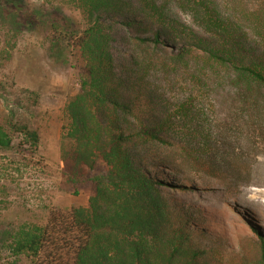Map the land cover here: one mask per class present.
Listing matches in <instances>:
<instances>
[{"label": "trees", "instance_id": "1", "mask_svg": "<svg viewBox=\"0 0 264 264\" xmlns=\"http://www.w3.org/2000/svg\"><path fill=\"white\" fill-rule=\"evenodd\" d=\"M69 1L83 14L86 28L76 30L60 17L48 42L51 52L69 54L79 64L74 67L80 90L64 109L62 177L74 187L90 184L89 206L55 207L45 226H19L7 240L13 262L264 264V233L257 226L227 260L216 248L199 245L198 235L210 233L176 212L165 194L171 184L149 172L157 166L189 178L233 170L216 162L211 149L194 143L201 118L197 99L171 97L155 78L180 75L198 87L218 78L246 100L262 98L264 47L251 42L217 0ZM254 2L264 11V0ZM2 7L5 13L6 7L22 8L10 1ZM179 13L189 15L193 25ZM116 46L135 51L120 59L122 66ZM8 105L14 124L12 131L0 124V151L13 150L12 132L19 131L25 152L33 155L39 135L18 122L20 113L32 118V112L23 100L11 98ZM154 144L173 148L181 166L176 158L158 155ZM150 156L161 160L160 166Z\"/></svg>", "mask_w": 264, "mask_h": 264}, {"label": "rangeland", "instance_id": "2", "mask_svg": "<svg viewBox=\"0 0 264 264\" xmlns=\"http://www.w3.org/2000/svg\"><path fill=\"white\" fill-rule=\"evenodd\" d=\"M9 1L19 2L22 8L11 11L6 7L5 13L2 6ZM217 1L251 42L264 47L261 3ZM76 8L69 0H5V4L0 0V124L8 129L13 126L8 104L11 98L23 100L33 117L20 113L19 126H28L39 135L33 155L25 152L19 131L12 132L13 150L0 151V264H32L26 258L13 262L7 251V240L19 226H45L55 207L89 206L90 184L74 187L62 177L64 109L80 90L75 68L79 64L69 54L60 57L51 52L48 42L51 25L60 17L76 30L86 28ZM179 16L193 25L189 15ZM133 53L130 47L116 46L117 63L122 66L120 59ZM155 80L171 97L197 99L201 118L194 127V143L211 149L216 162L233 167L214 177L193 173L189 178L149 167L150 174L171 184L165 194L175 211L210 233L198 235L197 243L216 248L227 260L239 250L241 240L252 237L251 226L264 233V210L258 208L259 203L264 205V97L246 100L229 81L218 78L208 80L204 87L180 75L170 80L159 74ZM151 148L181 164L173 148L155 144ZM148 158L160 166L161 160Z\"/></svg>", "mask_w": 264, "mask_h": 264}, {"label": "bare ground", "instance_id": "3", "mask_svg": "<svg viewBox=\"0 0 264 264\" xmlns=\"http://www.w3.org/2000/svg\"><path fill=\"white\" fill-rule=\"evenodd\" d=\"M242 193H243V192H242ZM254 203H255V202H254ZM254 203H253V204H254ZM259 206H260V207H258L259 209L264 210V205H263V204L260 205V203H259ZM235 226H236V225H235Z\"/></svg>", "mask_w": 264, "mask_h": 264}]
</instances>
